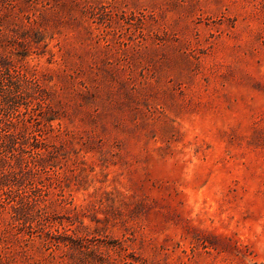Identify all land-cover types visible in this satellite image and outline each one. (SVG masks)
Segmentation results:
<instances>
[{"label":"rangeland","instance_id":"374dc122","mask_svg":"<svg viewBox=\"0 0 264 264\" xmlns=\"http://www.w3.org/2000/svg\"><path fill=\"white\" fill-rule=\"evenodd\" d=\"M0 264H264V0H0Z\"/></svg>","mask_w":264,"mask_h":264}]
</instances>
